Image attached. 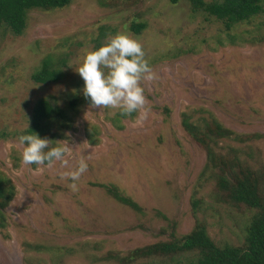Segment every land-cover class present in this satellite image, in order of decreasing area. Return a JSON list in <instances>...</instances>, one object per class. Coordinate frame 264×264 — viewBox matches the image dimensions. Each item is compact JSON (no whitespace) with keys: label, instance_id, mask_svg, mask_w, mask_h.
<instances>
[{"label":"rangeland","instance_id":"obj_1","mask_svg":"<svg viewBox=\"0 0 264 264\" xmlns=\"http://www.w3.org/2000/svg\"><path fill=\"white\" fill-rule=\"evenodd\" d=\"M26 20L19 36L0 25V174L15 187L0 229V264H196L197 249H138L198 228L219 248L245 249L253 219L264 212V3L230 29L187 0H71L29 10ZM117 33L141 43L157 76L141 81L144 119L92 108L75 71L86 49ZM46 58L60 78L37 85L31 76ZM42 98L59 109L75 103L68 120L49 122L44 136L50 147L65 141L72 151L66 165L36 171L21 163L18 137L27 135ZM184 117L199 131L217 123L231 135L202 143L185 130ZM81 155L88 169L72 191L62 173ZM245 179L255 184L260 209L229 196Z\"/></svg>","mask_w":264,"mask_h":264},{"label":"trees","instance_id":"obj_2","mask_svg":"<svg viewBox=\"0 0 264 264\" xmlns=\"http://www.w3.org/2000/svg\"><path fill=\"white\" fill-rule=\"evenodd\" d=\"M176 4L180 0H169ZM193 11H201L214 19L225 24L227 29L257 16L263 10L264 0H187ZM71 0H0V25L7 27L14 35H22L26 29L27 12L33 9L62 8ZM141 29L140 25H133L132 30L136 33ZM51 59L46 58L40 63V67L31 76L33 83L45 85L56 83L60 78L59 71L52 66ZM75 103H69L67 109H59L49 99L42 98L35 102L32 111L31 126L26 131L27 135L37 134L44 138L47 125L51 121H67V110H72ZM185 130L196 140L204 143L205 139L227 138L229 131L214 123L213 129L205 132L192 125L188 117H184ZM226 186L227 184H221ZM106 192L117 201L138 210L139 207L130 200L122 197L113 187H105ZM256 186L245 179L235 187L227 190L231 199L251 208H261ZM15 197V187L11 181L0 174V229L7 227L4 210L11 204ZM246 248L241 250L236 247H217L208 237L204 228H198L191 235L184 236L179 241L156 243L152 246L138 249L139 253L149 254L152 252L170 253L181 250L197 249L201 257L196 264H264V212L256 216L248 230Z\"/></svg>","mask_w":264,"mask_h":264},{"label":"clouds","instance_id":"obj_3","mask_svg":"<svg viewBox=\"0 0 264 264\" xmlns=\"http://www.w3.org/2000/svg\"><path fill=\"white\" fill-rule=\"evenodd\" d=\"M75 71L84 81L83 96L90 98L92 108L119 109L123 116L139 112L141 119L147 117L148 101L141 81H152L157 76L145 59L138 40L123 33L108 35L106 42L97 50L84 51L80 66ZM18 141L22 148L21 163L37 165L36 171H41L45 165L52 168L58 161L66 165L65 155L72 151L65 141L57 142L62 146L50 147V140L41 139L35 133L21 135ZM87 169L86 159L81 155L74 169L62 173L63 178L74 182L69 185L72 191H78L75 181Z\"/></svg>","mask_w":264,"mask_h":264}]
</instances>
